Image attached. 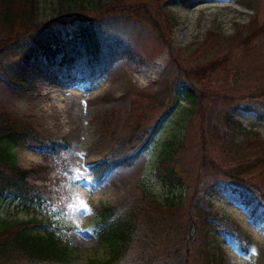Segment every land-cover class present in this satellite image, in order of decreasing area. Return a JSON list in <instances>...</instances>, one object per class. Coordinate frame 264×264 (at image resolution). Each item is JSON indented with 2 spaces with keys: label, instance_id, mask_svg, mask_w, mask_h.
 Masks as SVG:
<instances>
[{
  "label": "rangeland",
  "instance_id": "374dc122",
  "mask_svg": "<svg viewBox=\"0 0 264 264\" xmlns=\"http://www.w3.org/2000/svg\"><path fill=\"white\" fill-rule=\"evenodd\" d=\"M136 1L135 4L144 3L155 15V26L136 18L110 19L103 25L125 31L127 41L121 59L94 81L81 80L79 76L61 78L59 62L48 68L39 58L30 62L25 73L34 90H14L2 79L18 70L20 49L18 44L0 47V114L28 125L42 137L66 138L70 142L60 157L48 159L29 141L14 147L19 167L39 171L29 174V183L43 187L47 197L56 200L47 208H27L6 195L0 201V216L53 224L70 248L78 251L79 264L104 261L107 248L92 231L96 211L101 206L119 207L129 201L139 185H144L159 199L170 193L182 194L187 205L193 195L210 207L215 218L224 221H208L209 228L203 234L213 259L211 264H264L263 207L258 203L244 206L220 177L202 167L204 156L212 160L224 158L218 151L223 143L239 146L250 139L264 143V123L247 113L244 101L238 99L251 90L248 80L254 81L256 77L240 75L234 81L231 75H215V71L207 70L203 74L199 71L200 81L193 82L195 76L190 74L191 86L199 93L198 105L193 109L181 94L176 108L168 115L164 112L170 109L175 97L170 91L165 96L161 93L163 83L176 75L178 65L188 70L208 65L215 57L224 55L222 46L215 48L217 42L226 44L252 21L264 22V0H196L185 6L169 5L170 0ZM61 13L58 0H41L37 23H52L49 26L56 27L53 22ZM255 46L264 48V40ZM237 55L233 65L240 58ZM211 89L213 96L200 97L201 92ZM215 89L225 90L223 94L233 98L215 102ZM155 125L157 132L140 158L131 167L117 169L102 186H97L88 165L109 157L118 138L127 135L131 128L136 133L147 128L151 135ZM199 125H205V137L201 136ZM213 125L220 132L218 144L211 139ZM180 144L185 148L169 164L181 185L176 179L171 183L158 172L161 162ZM262 170L264 167L259 171ZM248 177H254L259 187L264 182L263 176L254 173L245 178ZM84 205L88 206L87 215H82ZM226 222L239 230L246 247L237 237L219 229ZM253 247L255 254L251 252Z\"/></svg>",
  "mask_w": 264,
  "mask_h": 264
},
{
  "label": "trees",
  "instance_id": "16d2710c",
  "mask_svg": "<svg viewBox=\"0 0 264 264\" xmlns=\"http://www.w3.org/2000/svg\"><path fill=\"white\" fill-rule=\"evenodd\" d=\"M58 1L62 13L54 20L56 27H53L49 26L52 23L43 26L37 23L41 0H0V47L18 44L20 49L18 70L2 79L14 90H34L25 73L30 62L39 58L45 61L48 68L55 67L59 62V74L61 78L67 77L66 80L75 76L90 81L101 78L121 59L127 41L125 31L118 32L120 29L115 26L104 28L103 25H107L110 19L125 21L136 18L155 26V15L144 3L135 4L136 0ZM193 1L196 0H170L169 5L185 6ZM260 40H264V22L257 24L255 20L245 31L229 38L226 44L217 42L215 48L222 46L224 55L215 57L208 65L189 70L178 65L176 75L164 82L161 89L163 96L170 91L175 97L164 114L168 115L176 108L181 94L188 98L194 109L198 105L199 93L191 86L190 74L195 76L193 82L200 81L197 78L199 71L203 74L210 70L215 71V75H231L234 81L240 75L243 78L248 75L256 77L254 81L248 80L251 90L238 99L244 101L243 109L247 113L264 123V48L255 46ZM236 55L240 58L233 65ZM211 90L201 92L200 97L207 94L213 96ZM223 92L225 90L215 89V102L233 98ZM199 127L201 136L205 137V125ZM157 128L158 125L151 128V135L147 128L139 133L131 128L127 135L118 138L119 142L109 157L89 164L96 185L102 186L117 169L131 167L140 158ZM212 132L213 144H218L220 132L217 126L213 125ZM23 141H29L46 159L60 157L61 152L69 148L70 142L66 138L54 140L42 137L28 125H20L0 114V201L10 195L27 208H47L56 199L48 198L43 187L28 181L30 173L39 171L22 169L16 162L13 149ZM246 142L239 146L223 143L218 151L224 158L212 160L204 156L202 167L220 177L244 206L258 203L264 209V182L259 187L255 185L254 177L245 178L252 173L264 178V170L259 171L264 167V143H255L252 139ZM184 148L185 145L180 144L159 166V175L165 176L171 183L176 179L181 185L177 172L169 162ZM191 197L189 205L182 194L170 193L166 198L159 199L146 186L139 185L129 201L119 207L101 206L96 211L92 231L99 243L107 248L108 255L104 261L88 264H211L213 259L203 234L209 228L208 221L220 223L223 220L215 218L216 214L202 201L193 195ZM184 205L188 208L183 209ZM219 229L237 237L246 247L247 243L236 227H229L226 222ZM58 230L57 226L38 219L13 221L0 216V264H79L78 251L70 248Z\"/></svg>",
  "mask_w": 264,
  "mask_h": 264
},
{
  "label": "snow or ice",
  "instance_id": "6c2138e0",
  "mask_svg": "<svg viewBox=\"0 0 264 264\" xmlns=\"http://www.w3.org/2000/svg\"><path fill=\"white\" fill-rule=\"evenodd\" d=\"M88 214V206L87 205H84V208H83V210H82V215H87ZM251 252L253 253V254H255L256 253V249L253 247L252 249H251Z\"/></svg>",
  "mask_w": 264,
  "mask_h": 264
},
{
  "label": "bare ground",
  "instance_id": "6f19581e",
  "mask_svg": "<svg viewBox=\"0 0 264 264\" xmlns=\"http://www.w3.org/2000/svg\"><path fill=\"white\" fill-rule=\"evenodd\" d=\"M163 60V59H162Z\"/></svg>",
  "mask_w": 264,
  "mask_h": 264
}]
</instances>
